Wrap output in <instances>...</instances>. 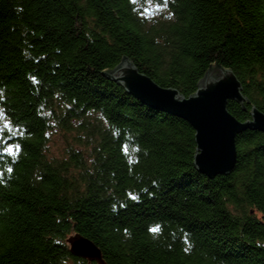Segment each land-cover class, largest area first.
Instances as JSON below:
<instances>
[{
	"label": "trees",
	"instance_id": "16d2710c",
	"mask_svg": "<svg viewBox=\"0 0 264 264\" xmlns=\"http://www.w3.org/2000/svg\"><path fill=\"white\" fill-rule=\"evenodd\" d=\"M123 57L184 97L230 69L228 112L264 114V0H0V264H96L74 234L105 264H264V133L199 172L189 122L108 76Z\"/></svg>",
	"mask_w": 264,
	"mask_h": 264
},
{
	"label": "water",
	"instance_id": "95a60500",
	"mask_svg": "<svg viewBox=\"0 0 264 264\" xmlns=\"http://www.w3.org/2000/svg\"><path fill=\"white\" fill-rule=\"evenodd\" d=\"M108 76L143 103L188 121L194 130L196 144L193 163L199 172L209 177L232 171L238 132L254 129L264 133V114L256 107H252L251 118L244 122L228 112V100L242 102L245 99L240 91V82L230 69L210 68L189 97H184L174 88L158 85L127 57H123ZM67 243L74 256L105 264L100 249L87 237L74 234Z\"/></svg>",
	"mask_w": 264,
	"mask_h": 264
},
{
	"label": "rangeland",
	"instance_id": "374dc122",
	"mask_svg": "<svg viewBox=\"0 0 264 264\" xmlns=\"http://www.w3.org/2000/svg\"><path fill=\"white\" fill-rule=\"evenodd\" d=\"M144 7L149 10V12H145L148 19H152L154 17H159L160 12L162 11L161 8H157V7H154L152 5H145ZM52 147L53 148H51V152L55 155L58 154L59 149H61L63 147L62 139L58 138V141L56 140L54 145H52Z\"/></svg>",
	"mask_w": 264,
	"mask_h": 264
}]
</instances>
